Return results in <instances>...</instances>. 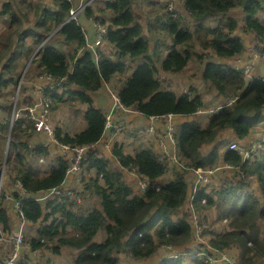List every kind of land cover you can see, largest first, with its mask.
Masks as SVG:
<instances>
[{
	"label": "trees",
	"instance_id": "16d2710c",
	"mask_svg": "<svg viewBox=\"0 0 264 264\" xmlns=\"http://www.w3.org/2000/svg\"><path fill=\"white\" fill-rule=\"evenodd\" d=\"M96 1L102 5H89L84 16L94 15L109 24L105 41L95 50L99 54L97 61L87 45V30L80 22L69 20L73 1L42 0L34 6L31 15L28 9L15 5L14 0H0V18L7 20V25L0 27V108L8 113L0 121V173L5 164L12 181L20 180L33 193L47 192L71 182L66 180L68 161L50 157L46 147L37 142L31 117L16 118L11 124L14 100H9L7 94L20 81L23 61L30 62V67L37 71L34 80L25 74L20 87L23 96L17 99L16 111L35 104L38 80L51 86L43 91L50 110L57 107L53 101L60 103L71 97L87 105L82 130L71 133L57 125L55 134L63 142L88 146V159L83 161L81 174L95 170L94 176L87 179L84 176L85 192L98 197L99 205L82 211L80 202L64 195L61 199L48 200L44 207L34 199H25L22 206L26 218L31 223H40L38 232L27 237L32 248L49 247L59 253L64 246L73 247L77 249L73 264H121V254L138 261L153 259L155 264H183V256L162 259L160 255L156 259L154 256L161 247L186 251L195 236V224L189 220L186 206L194 187L191 169L227 163L233 168L232 178H224L218 188L198 189L192 211L200 213L203 234L211 233V246L219 249L236 246L239 253L234 256L240 264H255L256 260L264 259L261 227V222L264 223V148L259 147L245 158L230 145L222 148L215 143L228 131L243 145L255 137L254 132L264 138V128H261L264 75L256 74L251 62L248 76L234 68L248 62L244 61V53L249 50L250 39L249 36L248 42L243 39L242 32L254 39V47L264 55V22L258 17L264 9V0H184L177 3L175 11L164 0L161 9L168 17L164 19L158 13L156 24H150L147 29L139 20L133 0ZM236 7L244 12L239 19L230 12ZM106 13H109L108 19L104 16ZM225 13L226 18L221 16ZM217 17V24H211ZM186 19L194 21L193 28L187 26ZM162 24L167 27L172 43L167 45L166 56L157 58L158 66L149 53L150 41L144 31L152 33ZM62 44L73 45V50L63 51ZM108 46L116 51L103 53ZM141 56L145 61L127 74L117 92L125 106L134 107L145 116L173 113L185 117L175 130L178 149L177 162L173 164L153 141L150 145L136 143L131 152H125L123 144L111 141L120 166L135 169L138 179L150 182L143 194L138 182L133 179L132 187L124 179L123 169L112 164L110 148L105 147L111 139L104 137L105 111L109 107L95 106L89 94L127 72L129 61ZM198 58L202 61V79L213 84L218 103L209 104V98L195 84L180 94L173 85ZM230 60L232 63L235 60L234 66ZM48 76L52 77L49 81ZM250 76L255 77L250 80ZM166 80L170 84H165ZM32 81L33 90L29 94L28 85ZM229 99H235L234 103H228ZM208 108L213 110L205 115L199 113ZM188 116L192 119L186 120ZM198 116H202L200 120ZM164 124L165 118L160 117V130ZM208 145L210 149L205 150ZM42 157L50 162L45 170L33 164V160ZM169 172L172 176L162 181ZM253 182L257 183V191L250 189ZM202 210L214 213V220L207 211L201 213ZM8 218L7 210L1 209L0 222L5 227H9ZM223 220L225 223L216 227ZM101 230L106 235L98 240L96 236ZM193 264L211 263L204 258Z\"/></svg>",
	"mask_w": 264,
	"mask_h": 264
},
{
	"label": "built area",
	"instance_id": "2783aa9c",
	"mask_svg": "<svg viewBox=\"0 0 264 264\" xmlns=\"http://www.w3.org/2000/svg\"><path fill=\"white\" fill-rule=\"evenodd\" d=\"M74 4L71 6L69 20H76L82 25L85 24V18L92 24V30H87L86 40L87 45L90 49L93 50L94 57L96 61L98 60L99 54L95 52L97 48H101L102 43L105 41L108 33V25L102 23L100 19H97L94 15H89L88 17L84 16V13L87 7L92 3V0H70ZM184 0H170L169 9L176 10L177 3H182ZM113 48L108 46L103 53L111 54ZM236 69L241 70L245 75H250L251 63L244 62L242 66H234ZM44 76H40V79H44ZM51 76H48L47 80L51 79ZM250 79H253L254 76H250ZM37 85L40 101L36 102L33 106H25L16 111L13 119L31 117L35 122V127L39 135L37 141L46 147L47 152L52 158H64L68 161V168L66 171V180H71L70 183H65L62 187H54L47 192H38L33 193L29 192L23 185V183L18 180L8 184V186L3 190L2 183L0 184V210L6 209L9 215L8 223L9 227L0 222V264H24L28 256V251L37 253V250L32 248L30 240H27V223L28 219L26 218L25 211L22 204L25 199H34L38 202H44L48 197L52 196L56 199H61V196H67L71 200H77L82 202L84 199L85 193V181L87 175L84 176L81 174L83 168V161L85 162L88 159V146H79L72 143L63 142L57 139L55 130L52 127L50 122V102L47 97L43 96V91L47 87H51L48 84H43L39 81ZM112 103L108 110L105 111L106 121H105V132L107 131H121L127 126V122L118 118L117 114L119 111H133L134 109L127 108L120 96L117 93L112 92ZM235 99H229L228 103H233ZM213 109H203L199 113L211 112ZM173 113H169L165 116L152 115L149 116L147 121L142 125V127L136 128L137 132L140 135H145L144 138L154 140L158 150L165 155V157L173 164L177 162L176 152L178 149L177 139L175 137L176 130V117ZM160 117L165 118V124L163 130H160L158 126V120ZM104 132V133H105ZM257 144L253 142L250 147L239 145L240 151L244 154L245 157H248L251 151H256L259 147L264 148L263 139H257ZM111 140H108L105 143V147L110 148L109 157L112 161L120 165L119 157L116 153L112 152ZM238 148V145L233 146ZM238 148V149H239ZM255 149V150H254ZM43 160V157L40 161ZM43 162V161H42ZM123 168V171L127 175L135 176L136 181L138 182L139 187L142 189V194L146 193L148 190V185L150 182L144 179H138L139 174L133 168ZM231 165L216 164L214 166L206 167H197L191 169L194 172L193 179V190L191 192L192 197H194L195 192L198 189H201L203 186H206L214 177H216L222 170L225 173L226 170H231ZM18 193V194H17ZM205 201V199H203ZM202 200V201H203ZM193 205V201L191 206ZM195 236L196 240H201L205 234L204 228L200 225L199 221L195 220ZM193 238V240H194ZM192 240V242H193ZM192 245V243H191ZM191 247V246H190ZM213 247V246H212ZM216 250L223 251L225 249H219L213 247ZM202 258L207 259L212 264H240L235 258H230L228 254H221V260L216 261L212 256H208V252L202 250ZM259 261V260H258ZM257 261V262H258ZM255 262V263H257ZM257 264H264V259H261Z\"/></svg>",
	"mask_w": 264,
	"mask_h": 264
},
{
	"label": "rangeland",
	"instance_id": "374dc122",
	"mask_svg": "<svg viewBox=\"0 0 264 264\" xmlns=\"http://www.w3.org/2000/svg\"><path fill=\"white\" fill-rule=\"evenodd\" d=\"M3 1V0H2ZM162 1L164 0H141L139 1L137 7H136V12L139 16V20L142 19V23L145 26V28L147 29L150 24H156V22L158 21L156 18V15L158 13L163 15V18L166 19L168 17V15L164 14L162 12ZM166 2L169 0H165ZM38 2H42V0H14L15 5H20L21 8L23 9H28L29 12L31 13V15L34 13V6L36 4H38ZM31 4V7H30ZM101 6V2H96L95 6ZM147 11V12H146ZM232 15L236 18H240L243 12V9L240 7H236L234 9H231ZM105 18H109V13L104 14ZM221 16L223 17H227V13L222 14ZM258 17L260 18L261 21L264 22V9L259 11L258 13ZM86 19V18H85ZM148 19H150L148 21ZM213 21L217 20V19H212ZM191 22V24L189 23ZM164 23V22H163ZM211 24L215 25L217 24V22H211ZM186 24H189L187 26H190L191 28L194 27V21H190L188 19H186ZM6 26L7 25V20L5 18H0V27L1 26ZM84 28L86 30H88V24L85 22L84 24ZM167 27H165L164 24L160 25V27H158L157 29H154V31L152 33H149L147 31H144V36L147 37L150 41V47H149V53L150 55L154 58V60L156 61V64L159 66L160 65V61L157 60L158 57L160 58H164L168 52L167 49V45L172 43L171 40V36L167 34ZM167 35V36H166ZM242 36L243 39L247 40L250 39V43H249V50L248 52L244 53L245 56V60L244 61H248L251 62L253 64V66L255 67V72L256 74H260L261 76L264 75V55L259 53V51L254 47V39L250 37L249 34L247 33H243L242 32ZM247 36L248 39H247ZM56 42V41H55ZM67 45V46H66ZM73 45H68V44H62L61 49L64 51L66 49L68 50H73ZM200 49V48H199ZM113 51H116V49H114ZM215 59V58H213ZM145 61V58L143 56L136 58L133 62L129 61L130 67L128 69L127 72L123 73V74H119L117 76H119L118 78L114 79L111 81V86H114L115 83L116 86L115 88H120L122 86V83L125 82L126 80V76L127 74H130V72L133 71L134 67L143 63ZM232 66H234V64L236 63L235 60L232 63V61H229ZM21 70L22 72L25 70L24 76L26 74V78H28L29 80H34L35 79V74L37 70H34L30 67V63L24 64V61L22 63L21 66ZM194 73V76L190 77V74ZM254 73V72H253ZM22 76V75H21ZM23 76V79H24ZM116 76V77H117ZM184 77V78H183ZM183 78V79H182ZM22 80H20L18 82V84L16 83L15 86H11L10 90L8 91L7 97L9 100H14V108L16 110V105H17V99L22 97V92L20 91V87L22 84ZM37 81V79L35 80ZM34 81H32L29 85H28V90L27 93L31 94L32 90H33V83ZM165 84H170L169 80L165 81ZM195 84L196 87L200 88L202 91V95L205 98H209V104H214V103H218V96H217V92L213 86V84L211 82H204L202 79V61L198 58L195 59L194 62H192V65L190 66V68L188 69V71L183 74L181 76V78L177 79V82H175L173 85L175 88H177L178 93H182L183 91L187 92L189 91V86ZM110 86V85H109ZM111 88V87H110ZM112 89V88H111ZM113 90V89H112ZM114 91V90H113ZM69 95V93H67L66 97ZM39 93L38 91L35 93V97H39ZM41 98L34 100V102H38L40 101ZM234 103V102H233ZM53 105H56L57 107L53 110L50 111V122L52 124L53 129L55 130V126L53 121H57V124L59 126H61L65 131H76V130H82L85 125V119H84V110L85 104H81L79 98L76 97H71V98H67L65 101L63 102H56L53 101ZM202 115H205V113H202ZM8 116V113L6 112V110H3L0 108V121L3 120L4 118L6 119ZM202 117V116H201ZM200 116H198L199 120L201 118ZM179 116L176 117V127H180L181 123H179ZM203 122H205V119L203 120ZM83 123V124H81ZM261 128H264V124L261 125ZM145 136V135H143ZM221 139H217V141L215 143H218L221 145L222 148H226L229 145H233L236 146L243 144L242 142L238 141V139L236 137H234L233 132H226L224 135H222L220 137ZM255 138H261L259 135V132L255 134V137L253 136L252 138L246 140L249 141L248 143H246L245 145L248 146L250 145L251 141H253ZM137 139L136 137H126V139L123 141L125 144V152H131L134 150V145L132 144V140ZM257 141L259 140H255L254 143L257 144ZM138 147L141 146L140 144L137 145ZM211 147V145H208L205 147V150H209ZM240 149V148H239ZM241 150V149H240ZM255 150V149H254ZM51 159V158H50ZM46 158H43L44 162H41L39 160L34 161L33 160V164L41 169V170H45L47 169L48 164L50 163L49 160H46ZM112 162V161H111ZM112 164L114 165V163L112 162ZM3 170V176H2V180L0 178V184L3 181L2 184V189L4 190L8 184L12 183V176L11 173L8 169H6V167H2ZM1 170V173H2ZM224 172V170L221 171V173H219L216 177L213 178V180H211L206 186L209 187V189L211 188H218L220 186V182H222V180L224 178H232L233 176V169L228 171L227 173H222ZM0 173V175H1ZM95 175V170H92L90 172L87 173L86 178H89L90 176H94ZM172 176V174L169 172L168 174L165 175V177L162 179V181H166L168 178H170ZM124 179L127 180V182L133 187V178L132 180L130 179L129 176H127L124 173ZM136 179H135V183H136ZM134 189V188H133ZM251 190H255L257 191V183L253 182V184L250 187ZM135 191V189H134ZM194 197H192L191 192L189 193L188 196V200L186 203L188 212H189V220L192 219V221H199L200 219V213L198 212H193L192 211V207L194 208V204L191 206V203L193 201ZM202 203H205V201L203 200ZM82 205V211L86 210L88 207L91 206H98L99 205V198L90 194L89 192H85V198H84V202H81ZM207 210H202L201 213L206 212ZM208 212V211H207ZM208 216L209 218L212 220H214V213H209L208 212ZM226 220H223V222H217L218 224L216 225V227H219L221 224L225 223ZM40 225V223H27V233L29 235L34 236L38 231V226ZM261 227H262V234L264 235V223L261 222ZM106 235V232L104 233V230L100 231L97 234V239L98 240H102ZM210 235L211 233L209 232L208 234H205L203 236V238L201 240H196L194 238L192 245L190 247V249H188L186 251V253L188 255H185L183 251H181V249H165L164 247H161L159 252L157 254H155L154 259L157 258L158 255H160V258H164L166 256H178L180 253L181 256H183L184 258V262L183 264H193L194 260L197 259H202V250H205L208 252V256H212L216 261L221 260V254H228L230 258H235L234 255H237L239 253V249L234 246L232 248H228L225 249L223 251H219L214 249L210 243H209V239H210ZM237 253V254H236ZM28 258L26 259V262L29 264H73L74 263V258L77 255V249L70 247V246H64L62 247L61 251L58 252H53L49 247L44 248L43 250H37V253L35 252H30L28 251ZM193 257H192V256ZM236 259V258H235ZM237 260V259H236ZM120 263L121 264H155L156 260L150 259L147 261L141 260H134L131 259L130 257H128L126 254H121L120 255ZM239 262V260H237ZM258 260H256L255 262H257ZM260 262V260L258 261ZM257 262V263H258ZM255 263V264H257Z\"/></svg>",
	"mask_w": 264,
	"mask_h": 264
},
{
	"label": "crops",
	"instance_id": "0c3cea01",
	"mask_svg": "<svg viewBox=\"0 0 264 264\" xmlns=\"http://www.w3.org/2000/svg\"><path fill=\"white\" fill-rule=\"evenodd\" d=\"M133 1H134V7H137L139 1H141V0H133ZM218 20L219 19L217 17V20H215V21L211 20V22H218ZM141 21H142V19H141ZM85 22L88 24V30H92V25L90 24V22L87 19H85ZM190 76H194V73L191 72ZM104 86L105 87H102L99 91L90 92L89 93L90 96L93 99V102H94L95 106H97L99 108H108V107H110V104H111L110 89L111 88L114 91H116V92H118V90H119V88L118 89L115 88L116 84L114 86H111V82H109L107 84H104ZM84 107L86 108L87 105H84ZM117 117L124 119L127 122V126L125 128H123L121 131H117V132L112 131L111 135L109 134L110 131H107L104 134V137L106 139H111L113 144H115L116 142H118L119 144H123L124 147H125V144H124L123 141L126 139V137L131 136V137H136L137 138V139L132 140V144L134 145V147H135L136 143H141V142L150 145L152 143V141H153L155 143V145H156V142L154 140H150V139L144 138L143 136L138 135L137 132H136V128L142 127V125L147 121V117L146 116H144L143 114H141L138 111L137 112L136 111L135 112L132 111L130 113V112L121 110V111L118 112ZM179 117H180V118H178L179 119V123L182 124V122L185 121L184 120L185 117H183V116H179ZM190 119H192L191 116H188L186 118V120H190ZM53 123H54V125H58L57 121L56 122L53 121ZM81 124H83V123H81ZM83 125H85V124H83ZM68 132H70V131H68ZM73 132H71V133H73ZM254 133L256 134V132H254ZM250 137H252V135ZM113 163L115 165H117V166L119 165V164H117L115 162H113ZM120 168H122V167L120 166ZM127 176H129L131 180H132V178L135 180V176H132V175H127ZM28 235L29 234H27V236Z\"/></svg>",
	"mask_w": 264,
	"mask_h": 264
},
{
	"label": "clouds",
	"instance_id": "9594fccd",
	"mask_svg": "<svg viewBox=\"0 0 264 264\" xmlns=\"http://www.w3.org/2000/svg\"><path fill=\"white\" fill-rule=\"evenodd\" d=\"M69 1H70V0H69ZM96 2H98V1H96V0H92V3H91L90 5H95ZM183 2H184V1H183ZM183 2H182V3H183ZM105 19H108V18H105ZM100 20H101V19H100ZM101 22L104 23L102 20H101ZM105 24L109 25L108 22H106ZM91 25H92V24H91ZM82 26H83V28H84V25H82ZM84 29H85V28H84ZM108 29H109V28H108ZM113 50H114V49H113ZM234 68H235V67H234ZM235 69H236V68H235ZM254 77H255V76H254ZM250 80H251V79H250ZM112 92L117 93L116 91H113L112 89H110V96H111V93H112ZM117 94H118V93H117ZM111 103H112V96H111ZM110 106H111V104H110ZM109 108H110V107H109ZM132 108L134 109V110H133L134 112H135V111L137 112V110H136L134 107H132ZM50 111H51V110H50ZM13 112H14V114H15V112H16L15 108H14ZM14 114L12 115L13 117H14ZM144 116H145V115H144ZM180 116H181V115H180ZM146 117H147V119L149 118V116H146ZM13 121H14V119L11 120V124H12V125H13ZM33 121H34V120H33ZM182 123H183V122H182ZM34 126H35V122H34ZM175 126H176V125H175ZM178 128H179V127L177 126V127H176V130H177ZM35 130H36V127H35ZM36 132H37V130H36ZM136 132H137V130H136ZM137 134L140 135L139 132H137ZM37 135H39V132H37L36 135H35L36 140L39 139V138H37ZM140 136H142V135H140ZM143 137H144V136H143ZM257 139H259V138H257ZM257 139H256V140H257ZM40 144H41V143H40ZM251 144H253V143H251ZM251 144H250V145H251ZM250 145L246 146V145L241 144V146H246V147H250ZM44 147H45V146H44ZM230 147H232L233 149H237V150L240 151V149H238V148H234L232 144L230 145ZM240 152H241V151H240ZM251 152H255V151H251ZM241 153H242V152H241ZM242 154H243V153H242ZM243 155H244V154H243ZM249 156H250V155H249ZM249 156H248V157H249ZM244 157H245V156H244ZM248 157H245V158H248ZM40 159H41V158H40ZM39 161H40V160H39ZM41 162H42V161H41ZM43 162H44V161H43ZM218 164H221V163H218ZM215 165H216V164H215ZM213 166H214V165H213ZM232 169H233V168H232ZM232 169H231V170H232ZM226 171H229V170H226ZM226 171H225V172H226ZM86 179H87V178H86ZM208 188H209V187H208ZM50 199H55V198H53L52 196H50V197H48V199H46L44 202H39V203L42 204V206L44 207V205H46L47 202H48V200H50ZM35 201H36V200H35ZM37 202H38V201H37ZM29 222H30V221H28V223H29ZM27 234H28V233H27ZM28 236H29V235H28ZM28 236H26V238H27ZM27 240H28V239H27ZM190 246H191V245H189L187 248L190 249ZM187 248H186V251L188 250ZM186 251L184 252V254H185V255H188V254L186 253ZM180 254H181V253H180ZM180 254H179L178 256H181ZM191 256H192V255H191ZM175 257H177V256H175ZM192 257H193V256H192ZM202 259H203V258H202ZM202 259H197V261H201ZM205 260L207 261V259H205ZM258 260H259V259H258ZM194 261H196V260H194ZM211 264H212V263H211Z\"/></svg>",
	"mask_w": 264,
	"mask_h": 264
},
{
	"label": "water",
	"instance_id": "95a60500",
	"mask_svg": "<svg viewBox=\"0 0 264 264\" xmlns=\"http://www.w3.org/2000/svg\"><path fill=\"white\" fill-rule=\"evenodd\" d=\"M247 1H249V0H246V2H247ZM29 63H30V62H29ZM24 73H25V70H24V72H23V74H22L20 80L23 79ZM3 167H5V164L3 165ZM2 176H3V170H2V173H1V175H0L1 180H2Z\"/></svg>",
	"mask_w": 264,
	"mask_h": 264
}]
</instances>
